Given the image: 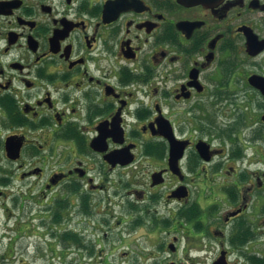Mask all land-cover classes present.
I'll return each instance as SVG.
<instances>
[{
	"label": "flooded vegetation",
	"instance_id": "1",
	"mask_svg": "<svg viewBox=\"0 0 264 264\" xmlns=\"http://www.w3.org/2000/svg\"><path fill=\"white\" fill-rule=\"evenodd\" d=\"M0 198L11 264H264V0H0Z\"/></svg>",
	"mask_w": 264,
	"mask_h": 264
},
{
	"label": "rangeland",
	"instance_id": "2",
	"mask_svg": "<svg viewBox=\"0 0 264 264\" xmlns=\"http://www.w3.org/2000/svg\"><path fill=\"white\" fill-rule=\"evenodd\" d=\"M5 201L0 198V264H11L14 259H7L10 255H7L6 252L8 250V246L10 245L9 249L12 254V250L16 256H20L22 260H27V262L33 261V257L28 254L27 249L29 242H34L33 239L28 238L27 236L17 240L14 244L12 243V228H14L15 220L18 219L19 210L13 207L11 199L8 201V205L10 210H5L4 205ZM6 207V206H5ZM6 212V213H5ZM11 217L10 220H6L5 216ZM13 213V215H11ZM24 220H27L29 217V212L24 213Z\"/></svg>",
	"mask_w": 264,
	"mask_h": 264
},
{
	"label": "trees",
	"instance_id": "3",
	"mask_svg": "<svg viewBox=\"0 0 264 264\" xmlns=\"http://www.w3.org/2000/svg\"><path fill=\"white\" fill-rule=\"evenodd\" d=\"M69 240L71 241L72 240V242H74V244L76 243V239H75V237H69Z\"/></svg>",
	"mask_w": 264,
	"mask_h": 264
}]
</instances>
